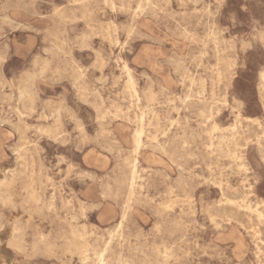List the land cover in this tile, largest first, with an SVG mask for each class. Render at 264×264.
I'll use <instances>...</instances> for the list:
<instances>
[{
    "label": "rangeland",
    "instance_id": "rangeland-1",
    "mask_svg": "<svg viewBox=\"0 0 264 264\" xmlns=\"http://www.w3.org/2000/svg\"><path fill=\"white\" fill-rule=\"evenodd\" d=\"M262 200L264 0H0V264H264Z\"/></svg>",
    "mask_w": 264,
    "mask_h": 264
},
{
    "label": "bare ground",
    "instance_id": "bare-ground-1",
    "mask_svg": "<svg viewBox=\"0 0 264 264\" xmlns=\"http://www.w3.org/2000/svg\"><path fill=\"white\" fill-rule=\"evenodd\" d=\"M113 46V45H112ZM120 48V47H119ZM137 109V108H136ZM237 144V143H236ZM138 145V142H137ZM136 148V147H135ZM220 191V190H219ZM225 198V197H224ZM262 203H264V200H262ZM249 206V205H248ZM250 207V206H249ZM258 208V207H257ZM256 215L259 219L264 218V211L261 209H256ZM113 236V235H112ZM102 255V254H101Z\"/></svg>",
    "mask_w": 264,
    "mask_h": 264
}]
</instances>
